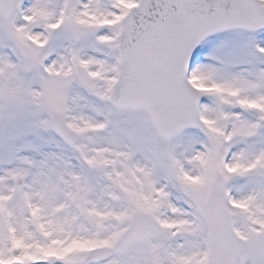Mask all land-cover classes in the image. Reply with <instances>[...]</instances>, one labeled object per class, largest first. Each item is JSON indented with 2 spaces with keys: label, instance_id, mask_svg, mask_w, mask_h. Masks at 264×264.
<instances>
[{
  "label": "snow or ice",
  "instance_id": "obj_1",
  "mask_svg": "<svg viewBox=\"0 0 264 264\" xmlns=\"http://www.w3.org/2000/svg\"><path fill=\"white\" fill-rule=\"evenodd\" d=\"M0 264H264V0H0Z\"/></svg>",
  "mask_w": 264,
  "mask_h": 264
}]
</instances>
